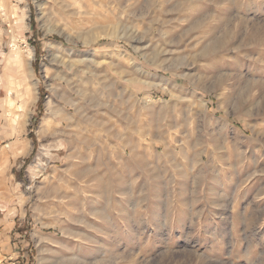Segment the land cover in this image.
I'll return each mask as SVG.
<instances>
[{"label":"rangeland","instance_id":"374dc122","mask_svg":"<svg viewBox=\"0 0 264 264\" xmlns=\"http://www.w3.org/2000/svg\"><path fill=\"white\" fill-rule=\"evenodd\" d=\"M0 264H264V0H0Z\"/></svg>","mask_w":264,"mask_h":264},{"label":"bare ground","instance_id":"6f19581e","mask_svg":"<svg viewBox=\"0 0 264 264\" xmlns=\"http://www.w3.org/2000/svg\"><path fill=\"white\" fill-rule=\"evenodd\" d=\"M51 114H52V112H51ZM48 120H50V119H48Z\"/></svg>","mask_w":264,"mask_h":264}]
</instances>
